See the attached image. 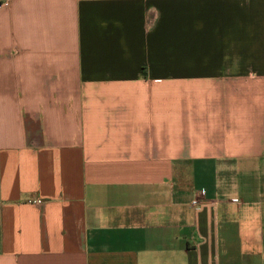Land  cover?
<instances>
[{"label":"crops","instance_id":"obj_1","mask_svg":"<svg viewBox=\"0 0 264 264\" xmlns=\"http://www.w3.org/2000/svg\"><path fill=\"white\" fill-rule=\"evenodd\" d=\"M0 264H264V0L3 3Z\"/></svg>","mask_w":264,"mask_h":264},{"label":"built area","instance_id":"obj_2","mask_svg":"<svg viewBox=\"0 0 264 264\" xmlns=\"http://www.w3.org/2000/svg\"><path fill=\"white\" fill-rule=\"evenodd\" d=\"M6 1H7V0H0V6H1L3 3H5ZM202 198H203V195H198V197L192 201V204H193V205H198V204L200 203V201H201Z\"/></svg>","mask_w":264,"mask_h":264}]
</instances>
